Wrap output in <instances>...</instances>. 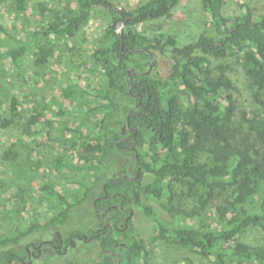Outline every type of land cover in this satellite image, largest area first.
I'll return each mask as SVG.
<instances>
[{"label": "trees", "instance_id": "trees-1", "mask_svg": "<svg viewBox=\"0 0 264 264\" xmlns=\"http://www.w3.org/2000/svg\"><path fill=\"white\" fill-rule=\"evenodd\" d=\"M1 1L35 25L19 33L0 20V129H21L5 142L0 166L24 162L19 169L31 175L50 213L4 226L23 210L0 203V264H9L12 252L38 232L84 231L89 217L81 208L95 209L92 198L105 193L104 183L111 195L123 191V213L136 207L142 213L128 222L122 264H150V248L159 245L186 251L174 264H195L198 256L208 264H264V10L246 8L231 17L225 0H201L204 27L181 43L174 33L150 35L139 28L170 21L181 0H147L130 10L117 6L121 0H68L64 9L48 0ZM98 6L112 19L89 51L97 70L93 84L78 74L58 85L50 101L28 94L34 111L21 125L24 110L7 83L8 67L33 85L23 58L30 54L37 66L51 63L55 44L74 38ZM161 56L170 64L163 76L156 72ZM62 62L67 68L77 63L76 72L83 65L73 52ZM70 113L75 120L66 118ZM237 117L249 133L234 124ZM127 123L135 128L129 134L138 179L117 173V142ZM57 174L68 188L56 185ZM110 196L97 205L107 207ZM137 219L152 222L154 230L137 227ZM253 231L262 240H249Z\"/></svg>", "mask_w": 264, "mask_h": 264}, {"label": "rangeland", "instance_id": "rangeland-1", "mask_svg": "<svg viewBox=\"0 0 264 264\" xmlns=\"http://www.w3.org/2000/svg\"><path fill=\"white\" fill-rule=\"evenodd\" d=\"M48 1L51 4L57 5L59 9H64L68 0ZM145 1L147 0H121L118 2L116 1L115 3L120 8L130 10L135 6H139ZM5 6L6 4L0 0V20L4 22L12 31L20 33L23 29L30 28L35 25L33 18L29 16V19L27 17H17L15 13L7 11ZM246 8H252L255 11L264 10V0H225L224 11L231 17L243 12ZM206 17L207 13L202 7L201 0H181L180 8L175 13V17L170 21L153 20L144 22L139 25V28L145 29L150 35H155L160 31L171 32L177 35L179 42L184 43L194 40L199 35L204 27L203 23ZM111 19L112 16L108 9L103 6L96 7L90 17V20L74 38L70 39L69 41H61L55 44V56L52 58L51 63L37 66L34 63L32 56L30 54L26 55L23 58L22 63L26 70H28L29 73L34 76V84L31 86L26 85L21 79H19L16 75V71L13 68L8 67L6 78L7 83L11 85L12 92L20 98L21 106L24 110V117L20 120L21 125H25L27 123L30 115L34 111L33 107L31 106L30 99L27 98L28 94L36 93L34 95L37 98H41L42 94L44 95L45 100L50 101L51 98H54V95L56 94L55 90L58 85L69 81L78 74H80L87 83L90 85L93 84L94 74L97 72V70L89 58V51L91 50L94 43H96L97 40L105 33L106 28L111 23ZM119 28L123 30L126 28V25L124 24L123 26H119ZM49 43L51 44L52 41H49ZM70 46L73 47L72 51L69 49ZM70 52H73L77 57L78 62L83 64L82 67L77 70V72L75 71V65H77V63L73 64L72 67L67 68L65 67V63L62 62L68 57ZM166 59V56H161L159 58V63L156 67V72L159 75H167V73L170 71V64ZM213 62L214 64H218L220 60L214 59ZM241 98L244 99L243 97ZM245 98H248L247 93ZM66 118L75 120L76 116L70 113L66 115ZM43 120L44 117L41 118V121ZM235 120L236 121L234 124L236 126L241 124L244 133H249V130L242 123L240 117H237ZM20 132L21 129L15 125L10 126L9 128L0 129V156L6 147L5 142L7 140H13L14 137ZM120 146L122 148H127L130 146V144H128V142H121ZM40 148L43 150L42 152H45L46 149L44 145ZM118 155L122 156L125 160L129 159L130 162L133 160L132 154H123L121 151H118ZM20 167L24 168L27 166L23 162ZM19 168L0 166V203L7 205H10L11 203L12 207L23 210V214H13L10 216V218H7V221L3 222L4 226L10 225L13 227L16 225H25L27 218L33 213H38L42 217H46L50 213L47 204L38 200V194L34 186L35 181L31 175H25ZM136 170L137 169L134 167L133 170L128 172H130L131 175H134ZM44 173L51 177L49 172ZM53 179L61 187L68 188L70 186L68 180L61 175L57 174ZM22 194L25 195L24 201H21V199L18 197ZM13 196H17L19 199H14ZM152 204L155 206L159 205L155 201H151V205ZM211 210L213 211L211 208L209 212ZM134 212L136 218L142 214L138 207L135 208ZM211 215L214 216L213 213ZM135 224L137 227H149L147 231L148 233H151L154 230L153 223L148 222L147 219L142 221H138L137 219ZM247 238L249 240L258 241L262 240L263 234L253 231L249 233ZM150 250V264H174V262H176L182 255L187 254L184 249L179 247L166 248L159 245L157 247H151ZM45 263L54 264L48 263L47 261ZM195 264L208 263L198 256L195 258Z\"/></svg>", "mask_w": 264, "mask_h": 264}, {"label": "flooded vegetation", "instance_id": "flooded-vegetation-1", "mask_svg": "<svg viewBox=\"0 0 264 264\" xmlns=\"http://www.w3.org/2000/svg\"><path fill=\"white\" fill-rule=\"evenodd\" d=\"M131 130L135 128L127 123L122 128V136L117 143L123 154L133 155V160L130 162L129 159L125 160L119 155L116 162L117 173L131 179H138L139 158L135 144L130 142L132 136L129 131ZM121 142H128L130 146L122 148ZM134 152L136 159H134ZM134 167L137 169L136 173L131 175L128 171L133 170ZM103 188L104 194L99 190L92 198L94 210L81 208L80 213L83 217H89L88 223L84 225V231L75 229L72 234L57 232L55 229L49 230L47 234L38 232L35 237L27 239L21 247H18L20 252H12L15 257L9 259V264H46V261L55 264L59 260L64 264H77V262L79 264L82 262L84 264H122L125 256L121 249L126 247L125 235L129 227L128 222L136 215L134 210L128 214L123 213V199L119 198L123 195L122 190H117L111 195L107 190V183H104ZM109 196L111 202L107 207L97 205L98 201L102 198L107 199Z\"/></svg>", "mask_w": 264, "mask_h": 264}, {"label": "water", "instance_id": "water-1", "mask_svg": "<svg viewBox=\"0 0 264 264\" xmlns=\"http://www.w3.org/2000/svg\"><path fill=\"white\" fill-rule=\"evenodd\" d=\"M124 24H125V21H121L120 26H123ZM118 31L121 33L122 38H123L124 37V34H123L122 29L118 28ZM151 69H152V65L150 66V68H149L148 71H150Z\"/></svg>", "mask_w": 264, "mask_h": 264}]
</instances>
